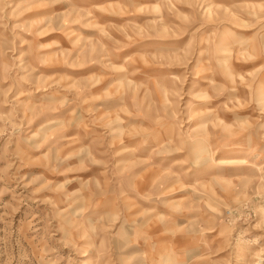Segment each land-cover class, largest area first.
<instances>
[{
  "label": "rangeland",
  "instance_id": "rangeland-1",
  "mask_svg": "<svg viewBox=\"0 0 264 264\" xmlns=\"http://www.w3.org/2000/svg\"><path fill=\"white\" fill-rule=\"evenodd\" d=\"M0 264H264V0H0Z\"/></svg>",
  "mask_w": 264,
  "mask_h": 264
}]
</instances>
